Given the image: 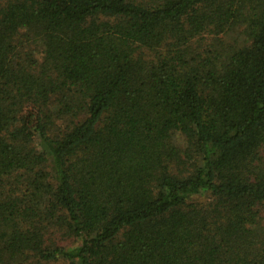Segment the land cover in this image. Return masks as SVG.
Here are the masks:
<instances>
[{"label":"trees","instance_id":"1","mask_svg":"<svg viewBox=\"0 0 264 264\" xmlns=\"http://www.w3.org/2000/svg\"><path fill=\"white\" fill-rule=\"evenodd\" d=\"M0 264H264V0H0Z\"/></svg>","mask_w":264,"mask_h":264},{"label":"rangeland","instance_id":"2","mask_svg":"<svg viewBox=\"0 0 264 264\" xmlns=\"http://www.w3.org/2000/svg\"><path fill=\"white\" fill-rule=\"evenodd\" d=\"M233 36H236V33H234V32L230 33L229 36H228L227 38L231 40V38H232ZM238 37H239V38H242L241 36H238Z\"/></svg>","mask_w":264,"mask_h":264}]
</instances>
